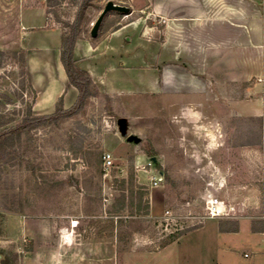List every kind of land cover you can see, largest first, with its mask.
<instances>
[{
  "label": "rangeland",
  "instance_id": "1",
  "mask_svg": "<svg viewBox=\"0 0 264 264\" xmlns=\"http://www.w3.org/2000/svg\"><path fill=\"white\" fill-rule=\"evenodd\" d=\"M38 1L48 18L28 37L33 50H3L0 133L59 93L30 82L26 66L59 61L68 25L97 93L7 144L0 263L145 264L180 234L168 254L178 264H264V233L252 229L264 228V0H112L130 13L108 12L96 37L109 0ZM121 117L141 142L121 135ZM150 160L165 176L158 187ZM212 197L224 216H208ZM215 222L239 232L218 237Z\"/></svg>",
  "mask_w": 264,
  "mask_h": 264
},
{
  "label": "crops",
  "instance_id": "2",
  "mask_svg": "<svg viewBox=\"0 0 264 264\" xmlns=\"http://www.w3.org/2000/svg\"><path fill=\"white\" fill-rule=\"evenodd\" d=\"M47 14L45 8L39 5L38 0H0V50L9 48L14 44L27 51L33 50L27 41L28 37H30V34L34 32L37 26L44 24L48 18ZM44 47L46 50L52 49L50 43H46ZM26 70L30 82H33L34 85L46 86L52 84L55 86V89L59 87V93L55 94L50 101L42 104L43 114L54 111L56 100L60 95L64 96V105L66 108L74 104L77 95L75 97V91L70 89L68 84L64 86L67 74L61 60L57 61L54 58V63H50V65L39 64L37 66L31 64L28 60ZM39 98L40 94H38L37 100ZM214 228L215 234L218 237H222L225 233L236 234L239 232V230L232 231L228 229L222 231L218 228L217 222H215ZM258 232L264 233V231ZM178 242H173L158 252L144 254L141 258H147V263L145 264H178V258L175 256V252L168 258L169 252L174 250L173 248ZM149 261H152V263H149Z\"/></svg>",
  "mask_w": 264,
  "mask_h": 264
},
{
  "label": "trees",
  "instance_id": "3",
  "mask_svg": "<svg viewBox=\"0 0 264 264\" xmlns=\"http://www.w3.org/2000/svg\"><path fill=\"white\" fill-rule=\"evenodd\" d=\"M87 1L89 0H85V3ZM68 26L70 27V31L68 33L62 34L61 37L60 60L64 66L68 80L78 90L77 98L74 104L66 108L64 106V96L60 95L56 101L54 111L50 114L41 115L34 114L32 105H29L26 111V115L21 119L19 123H17L15 126L3 129V131L0 133V158L3 156L2 154L6 150L7 144L15 137L20 138L22 130L31 129L46 122L57 123L63 118L79 114L84 110L88 99L96 95L97 90L95 89L89 73L85 69L80 68L76 64L74 59V47L76 39L78 38L79 26L76 27V25L73 24L71 26ZM4 55L5 52L3 50H0V66L2 64V57ZM22 63V69L24 71V55H22ZM252 229L254 231H264V228L258 229L255 226H252ZM179 237L180 234L177 236L172 235L170 241H168V243H166L165 245L172 243Z\"/></svg>",
  "mask_w": 264,
  "mask_h": 264
},
{
  "label": "built area",
  "instance_id": "4",
  "mask_svg": "<svg viewBox=\"0 0 264 264\" xmlns=\"http://www.w3.org/2000/svg\"><path fill=\"white\" fill-rule=\"evenodd\" d=\"M103 165L105 168H111L115 165L114 155L111 152L105 151L102 155ZM153 160L148 161L143 168L148 169V172L151 173L150 181L152 183V187H158L165 179L163 172H154L153 171ZM208 216L211 217H220L225 215V206L221 203L218 198L212 197L208 199ZM246 257L249 256L248 253L244 254Z\"/></svg>",
  "mask_w": 264,
  "mask_h": 264
},
{
  "label": "water",
  "instance_id": "5",
  "mask_svg": "<svg viewBox=\"0 0 264 264\" xmlns=\"http://www.w3.org/2000/svg\"><path fill=\"white\" fill-rule=\"evenodd\" d=\"M110 11H118L121 13H130V7L121 5L118 3L113 2L112 0L107 1L105 4L102 12L100 13L99 17L96 19V21L93 23L90 34L92 37H96L98 35L99 28L104 20V17L106 14ZM118 126L119 131L121 135L127 140V142L130 143H139L141 142V138L136 134H129L127 133L128 123L127 119L124 117H121L118 119ZM1 264V263H0Z\"/></svg>",
  "mask_w": 264,
  "mask_h": 264
}]
</instances>
